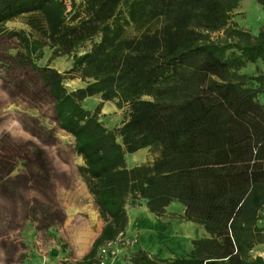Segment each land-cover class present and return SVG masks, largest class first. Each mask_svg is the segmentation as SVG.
Listing matches in <instances>:
<instances>
[{
  "label": "trees",
  "instance_id": "1",
  "mask_svg": "<svg viewBox=\"0 0 264 264\" xmlns=\"http://www.w3.org/2000/svg\"><path fill=\"white\" fill-rule=\"evenodd\" d=\"M69 1L67 11L66 0H0V36L23 47L15 63L33 69L46 88L104 220L71 264H100L99 246L125 231L127 206L142 202L158 217L172 202L183 205L182 218L207 236L170 257L136 244L113 264H264L250 255L264 243L257 225L264 209V75L239 72L264 61V31L254 35L232 19L239 0ZM20 15H28L29 32L7 28ZM45 46L51 58L72 56L71 67L61 73L37 65ZM66 74L85 85L67 89ZM96 95L127 105L120 125L99 120L102 102L94 111L84 107ZM142 148L158 156L127 167L125 154Z\"/></svg>",
  "mask_w": 264,
  "mask_h": 264
},
{
  "label": "rangeland",
  "instance_id": "2",
  "mask_svg": "<svg viewBox=\"0 0 264 264\" xmlns=\"http://www.w3.org/2000/svg\"><path fill=\"white\" fill-rule=\"evenodd\" d=\"M70 9L66 0V10ZM27 18L20 15L6 26L29 32ZM90 45L87 42L78 53ZM23 50L17 38L0 36V264H71L89 250L104 220L79 175L83 161L73 150V137L54 120L46 88L33 69L15 63L16 53ZM72 61L67 55L51 58L47 46L35 60L61 73ZM63 83L72 90L86 82L66 74ZM95 98H86L84 107L96 110L101 98ZM126 110L127 105L118 108L114 101H103L98 117L112 128L124 120ZM157 156L156 149H139L126 153L125 161L133 167ZM183 211V205L172 202L158 217L143 202L128 205L125 232L138 235V246L153 256L187 254L191 241L207 234L185 221ZM260 217L264 220V209ZM259 253L264 257V245L251 250V256Z\"/></svg>",
  "mask_w": 264,
  "mask_h": 264
},
{
  "label": "crops",
  "instance_id": "3",
  "mask_svg": "<svg viewBox=\"0 0 264 264\" xmlns=\"http://www.w3.org/2000/svg\"><path fill=\"white\" fill-rule=\"evenodd\" d=\"M79 1L80 0H76V2H79ZM232 19L241 28L249 30L254 35L257 34L260 30L264 31V8L256 0H239L237 7L234 9ZM239 72L248 73V74H256L259 72V73H262L264 75V61L258 59L255 62H248L245 64V66H243L239 69ZM96 96H91V97L95 100ZM85 99H84V101H85ZM101 102H102V100H101ZM142 149H146V148H142ZM141 160H142V158H141ZM142 162H144V161H142ZM257 221H259L257 223L258 226L263 225L262 227H264V224H262L264 222V220L261 217H259ZM263 232H264V229H263ZM262 245H264V243L256 244L251 250L257 249L258 247H260ZM191 246H192V244H191ZM251 250H250V255H251ZM259 255H260V253H259ZM252 257H254V255Z\"/></svg>",
  "mask_w": 264,
  "mask_h": 264
},
{
  "label": "built area",
  "instance_id": "4",
  "mask_svg": "<svg viewBox=\"0 0 264 264\" xmlns=\"http://www.w3.org/2000/svg\"><path fill=\"white\" fill-rule=\"evenodd\" d=\"M138 241L139 238L136 234H127L125 231L119 232L115 238L99 246L97 257L100 264H113L123 250L133 249Z\"/></svg>",
  "mask_w": 264,
  "mask_h": 264
}]
</instances>
